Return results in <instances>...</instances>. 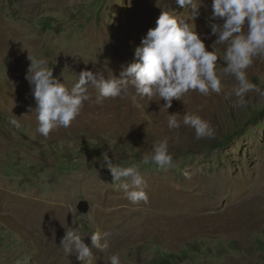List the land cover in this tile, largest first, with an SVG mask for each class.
I'll use <instances>...</instances> for the list:
<instances>
[{
    "label": "rangeland",
    "instance_id": "374dc122",
    "mask_svg": "<svg viewBox=\"0 0 264 264\" xmlns=\"http://www.w3.org/2000/svg\"><path fill=\"white\" fill-rule=\"evenodd\" d=\"M171 10L188 19L190 7L172 0H0V264H81L59 247L68 227L90 247L91 264H109L112 254L121 264H264V118L250 121L264 96L250 92L247 106H236L233 77L223 78L220 95L174 100L168 111L180 114L177 130L168 129L158 97L139 109L119 98L100 106L90 88L69 128L47 138L35 131L28 57L44 59L69 89L81 70L118 76L161 11ZM210 15L211 0H202L194 21L202 38ZM214 41L205 39L206 48L222 54L226 46ZM248 78L264 90V56ZM185 113L208 121L214 137L197 139L182 124ZM12 115L20 129L9 124ZM164 138L173 165L142 164ZM104 152L121 167L138 166L147 204L115 188ZM81 201L88 212L78 211ZM95 231L109 233V248L91 245Z\"/></svg>",
    "mask_w": 264,
    "mask_h": 264
},
{
    "label": "clouds",
    "instance_id": "9594fccd",
    "mask_svg": "<svg viewBox=\"0 0 264 264\" xmlns=\"http://www.w3.org/2000/svg\"><path fill=\"white\" fill-rule=\"evenodd\" d=\"M175 5L190 7L188 19H182L171 11H161L155 26L149 28L141 38V45L134 50L133 60L121 65L119 75L106 77L101 70H81L76 82L69 89L54 77L52 68L44 59L28 57L30 65L25 79L31 89L38 122L36 133L47 138L58 128H69L80 116L85 101L90 100L89 89L96 93L94 103L102 106L106 100H129L134 108H142L141 100L158 97L163 101L167 127L177 130L181 121L178 113L169 114L174 100L180 101L190 92L207 97L211 93L220 95L224 77H233L237 83L235 90L236 106L246 107V96L257 92L264 96V90L248 78V69L257 57L264 56V0H211V15L207 18L210 32L203 38L195 31L194 21L200 16L202 0H172ZM73 0H68L71 6ZM220 21V22H213ZM215 36L214 43L225 45L222 54L211 45L206 48L205 39ZM219 61V62H218ZM229 96L225 94V99ZM9 124L21 128L19 119L12 115ZM182 124L195 131L197 139L214 137L215 130L210 123L194 113H185ZM168 139L153 143L152 151L146 154L141 163L155 164L166 170L173 165L169 154ZM103 167L107 168L112 183L122 190L132 204L148 203L144 191L146 181L137 165L121 167L113 163L108 152L102 154ZM71 213V212H70ZM109 233L95 231L90 236L91 245L102 251L109 248L106 237ZM103 240V243L101 241ZM59 247L65 257L75 253L81 264H91V250L76 229L68 227ZM109 264H121L120 257L112 254Z\"/></svg>",
    "mask_w": 264,
    "mask_h": 264
},
{
    "label": "trees",
    "instance_id": "16d2710c",
    "mask_svg": "<svg viewBox=\"0 0 264 264\" xmlns=\"http://www.w3.org/2000/svg\"><path fill=\"white\" fill-rule=\"evenodd\" d=\"M264 118V106L256 113V114H254L253 115V117L251 118V120L250 121H252V122H254V123H257L258 122V120H260V119H263ZM229 141H231V139L230 138H228V139H225L224 141H217V145H215V146H217L218 148H220V147H222L226 142H229Z\"/></svg>",
    "mask_w": 264,
    "mask_h": 264
},
{
    "label": "water",
    "instance_id": "95a60500",
    "mask_svg": "<svg viewBox=\"0 0 264 264\" xmlns=\"http://www.w3.org/2000/svg\"><path fill=\"white\" fill-rule=\"evenodd\" d=\"M78 211L88 212L89 205L86 201H81L77 206Z\"/></svg>",
    "mask_w": 264,
    "mask_h": 264
},
{
    "label": "bare ground",
    "instance_id": "6f19581e",
    "mask_svg": "<svg viewBox=\"0 0 264 264\" xmlns=\"http://www.w3.org/2000/svg\"><path fill=\"white\" fill-rule=\"evenodd\" d=\"M216 22V21H215Z\"/></svg>",
    "mask_w": 264,
    "mask_h": 264
}]
</instances>
